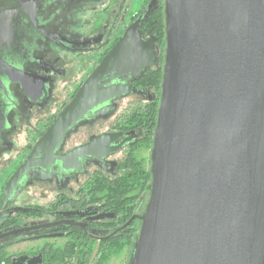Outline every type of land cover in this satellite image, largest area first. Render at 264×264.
Wrapping results in <instances>:
<instances>
[{
	"label": "water",
	"instance_id": "95a60500",
	"mask_svg": "<svg viewBox=\"0 0 264 264\" xmlns=\"http://www.w3.org/2000/svg\"><path fill=\"white\" fill-rule=\"evenodd\" d=\"M21 13L36 21L21 0H0V91L16 83L40 97L41 83L1 57ZM163 20L150 181L128 264H264V0H164ZM141 38L128 29L40 135L7 193L24 173L62 161L69 133L89 114L110 115L127 83L156 64L152 41ZM5 127L0 111V137Z\"/></svg>",
	"mask_w": 264,
	"mask_h": 264
},
{
	"label": "flooded vegetation",
	"instance_id": "af4514ba",
	"mask_svg": "<svg viewBox=\"0 0 264 264\" xmlns=\"http://www.w3.org/2000/svg\"><path fill=\"white\" fill-rule=\"evenodd\" d=\"M21 2L36 21L20 14L1 57L43 91L28 95L16 83L0 91V264H128L150 181L164 0ZM132 26L152 41L156 64L127 83L110 115L92 121L89 114L69 133L57 152L62 161L24 173L7 193L40 135Z\"/></svg>",
	"mask_w": 264,
	"mask_h": 264
},
{
	"label": "rangeland",
	"instance_id": "374dc122",
	"mask_svg": "<svg viewBox=\"0 0 264 264\" xmlns=\"http://www.w3.org/2000/svg\"><path fill=\"white\" fill-rule=\"evenodd\" d=\"M23 142H24V141L21 140L17 145L23 144Z\"/></svg>",
	"mask_w": 264,
	"mask_h": 264
}]
</instances>
